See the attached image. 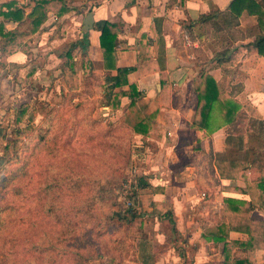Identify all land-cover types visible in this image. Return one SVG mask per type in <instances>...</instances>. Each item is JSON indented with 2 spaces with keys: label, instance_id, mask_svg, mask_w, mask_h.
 Here are the masks:
<instances>
[{
  "label": "crops",
  "instance_id": "0c3cea01",
  "mask_svg": "<svg viewBox=\"0 0 264 264\" xmlns=\"http://www.w3.org/2000/svg\"><path fill=\"white\" fill-rule=\"evenodd\" d=\"M10 1L16 2L29 19L35 6L32 1L0 0V12L5 11V4ZM65 1L69 11L59 20L47 13V21L41 26L43 31L29 38V52L35 54L36 50L54 48L63 41L70 44L85 41L73 51L86 55L101 81L115 76L118 68L143 63L141 71L127 75L128 84L113 91L125 93L115 111L120 123L133 128L139 122H148L146 133L133 137L141 151V168L135 170V176L142 178L147 186L138 190L141 211L146 217H154L144 221L150 227L143 245L152 244V250L156 245L161 250L151 251L146 247L141 254L143 264H217L225 242H243L247 238L243 233L230 232L225 241H213L223 223L224 198L247 200L248 196L243 194L246 184L258 183L264 175V141L248 126L249 119L264 121V58L251 45L256 35V18L242 13L235 27L240 31L238 38L226 36L229 50L240 53L235 66L223 67L211 61L206 68L220 88L242 106L246 119L208 132L193 126L198 105L193 81L200 67L193 62L188 48L200 49L212 59L213 34L228 30L221 24L214 27L208 22L196 24L195 21L212 11H225L231 0ZM88 15L91 23L87 26ZM103 21L115 26L118 43L112 67L107 68L96 28ZM0 22L4 32L24 31L27 27L3 21L2 17ZM187 22H190L188 29ZM59 24L66 29L57 37ZM27 59L23 53L11 55L0 84L6 77L23 76ZM130 85L140 93L133 105ZM217 158L247 159L250 163L247 176L221 179L215 167ZM203 192L205 199L200 198ZM249 218L252 222H262L264 213L254 209ZM153 226L168 229L157 232L153 238ZM245 256L239 249L232 257ZM254 260L255 264H264V250H256Z\"/></svg>",
  "mask_w": 264,
  "mask_h": 264
},
{
  "label": "rangeland",
  "instance_id": "374dc122",
  "mask_svg": "<svg viewBox=\"0 0 264 264\" xmlns=\"http://www.w3.org/2000/svg\"><path fill=\"white\" fill-rule=\"evenodd\" d=\"M59 25L57 37L66 29L62 30L63 25ZM239 33L234 27L222 34L214 33V52L229 50L226 36L236 40ZM69 45L63 41L54 48L36 50L35 54L30 52V57L25 55L28 62L22 68L24 75L14 79L6 77L0 84V156L8 141L17 139L18 146L17 159L8 171V193L0 200V208L5 215L10 211L7 206L12 202L15 204L13 218L18 225L21 244L30 236L34 243L45 241L47 247H56L57 236L51 230L52 225L39 213L38 208L44 203L50 206L49 202H52L56 210L76 223V227L84 225L88 218L79 209L94 194L93 189L111 180L118 166L126 165L120 171L130 179L136 175L135 170L141 168L140 147L133 141L134 136L128 140L118 128L122 123L115 115L116 109L108 106L110 100L104 92L103 81L93 72L86 55L72 51L70 60L60 57ZM31 71L33 79L27 76ZM23 105H26L24 114L17 121L16 114ZM18 131L21 133L14 135ZM115 144L121 148L116 150ZM129 195L126 193L127 199L136 200L139 203L137 209L142 210L138 192L135 197L129 198ZM145 219L154 217L138 219L140 226L136 227L117 223L112 232L101 239L94 235L88 247L91 248V244L101 247L102 252L106 249V254L86 264H123L125 261L143 264L141 254L146 247L151 251L161 250L156 245L153 250L152 244L143 245L150 227L144 224ZM29 223L31 227L27 226ZM26 228H29L28 236ZM152 228L153 238L157 232L168 229L164 226ZM81 234L82 229H75L62 244L68 254L61 258L62 264L75 263L67 245Z\"/></svg>",
  "mask_w": 264,
  "mask_h": 264
},
{
  "label": "trees",
  "instance_id": "16d2710c",
  "mask_svg": "<svg viewBox=\"0 0 264 264\" xmlns=\"http://www.w3.org/2000/svg\"><path fill=\"white\" fill-rule=\"evenodd\" d=\"M30 1L35 6L28 17L29 19L24 16L19 5L13 1L6 3L5 11L0 12V17H2L3 21L14 22L22 26L27 25L24 31L4 32L3 22H0V80L2 72L7 67V59L11 55L19 52L30 57L29 38L34 33L43 31L41 26L47 21V13L51 12L56 17V20H59L69 11L65 0ZM242 13L256 18V35L251 45L256 48L258 55L264 58V0L259 2L256 0H231L225 11L217 10L207 15H201L195 23L208 22L214 27L221 24L226 30H229L238 25V18ZM185 26L188 29L190 22H187ZM61 27L62 30L65 29V27ZM96 28L100 32L99 45L104 58V66L106 68L112 67L114 53L118 44L115 26L103 21L98 22ZM84 42L70 44L60 54V57L70 60L71 53L77 44ZM188 54L193 57L195 65L200 67L198 77L193 81V89L198 99L193 126L196 129L211 132L227 125L233 126L242 119L245 120L246 118L242 114V106L232 100L229 94L220 88L206 70L207 65L209 66L211 61L223 67L235 66L240 53L236 51L233 53L225 49L221 52H213L214 55L209 60L202 50L189 47ZM9 67L14 68V65L10 64ZM142 68L143 63L140 62L135 67L116 69L115 76H107V79L103 81V87L110 100L108 104L110 108L118 109L120 100L125 95L121 91L113 93L114 89L128 84L127 75L134 71H141ZM27 76L29 79H33L34 73L32 71L28 72ZM162 76L164 75L162 74ZM129 90L131 105H133L134 101L140 97V93L137 92L134 85H130ZM25 107L26 105H23V108L16 114L17 121L22 118ZM147 125L148 122L143 121L136 124L133 128H129L124 124H119L118 128L123 130L125 138L130 140L134 134H145ZM248 126L257 138L264 141V121L249 119ZM20 133L21 131H18L14 135L18 136ZM114 146L116 150L121 148L117 144ZM17 149V139H14L8 141V144L2 150L3 153L0 156V200H3L8 193L7 184L10 180L8 171L13 165V160L17 159ZM124 162L125 164L128 163L127 158H125ZM125 166H118L115 169V176L111 180L98 184V187L93 189L94 194L79 209V212L88 218L87 223L84 225L78 224L76 227V223L74 224L71 218L63 214V212L56 210L52 202H49L50 206L44 203L38 208L46 223L49 222L52 225L51 230L57 236L56 247H47V242L45 241L34 243L28 236L29 228L25 229L28 237L21 244L18 225L13 218L15 217L13 213L16 208L15 204L12 202L7 206L10 211L5 215L3 213L4 210L0 208V264H56V261L57 264H62L61 258L63 255H68L67 251L62 248V244L67 242L71 234H74L75 229L80 231L82 229V234L70 241V245H67L69 254L75 260L74 264H86L94 258L104 257L106 249L102 252L101 247L98 248L92 244L91 248L88 247L94 235H96V239L108 236L117 223L125 226L133 224L134 227L136 225L140 226L139 223L137 224V220L146 216L141 210L137 209L139 203L136 200L132 198L130 201L126 197V193L135 197L138 190L147 187L146 183L142 178L136 176L130 179L126 173L120 171ZM249 166L250 163L247 162V159L217 158L215 160V167L221 179L246 177ZM243 194L248 196L247 200L224 198L223 223L217 229L213 241H225L230 232L243 233L247 238L243 242H225L217 264H255V251L264 250V221L252 222L249 218L254 209H260L264 213V175H262L258 183H247ZM126 202H129V205H126ZM93 207L98 210H94ZM65 218L67 221H65ZM171 224L173 225L172 222ZM27 226L31 227L30 223ZM141 237L142 234L139 238ZM239 249L244 251L245 258L236 259L232 257L234 251Z\"/></svg>",
  "mask_w": 264,
  "mask_h": 264
},
{
  "label": "water",
  "instance_id": "95a60500",
  "mask_svg": "<svg viewBox=\"0 0 264 264\" xmlns=\"http://www.w3.org/2000/svg\"><path fill=\"white\" fill-rule=\"evenodd\" d=\"M90 23H91V16L88 15V16H87V19H86V21H85V24H86V25H87V24L89 25ZM88 25H87V26H88ZM129 198H131V195H129Z\"/></svg>",
  "mask_w": 264,
  "mask_h": 264
},
{
  "label": "built area",
  "instance_id": "2783aa9c",
  "mask_svg": "<svg viewBox=\"0 0 264 264\" xmlns=\"http://www.w3.org/2000/svg\"><path fill=\"white\" fill-rule=\"evenodd\" d=\"M205 197H206V194H205L204 192L201 193L200 198H201V199H205Z\"/></svg>",
  "mask_w": 264,
  "mask_h": 264
}]
</instances>
